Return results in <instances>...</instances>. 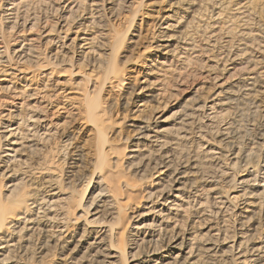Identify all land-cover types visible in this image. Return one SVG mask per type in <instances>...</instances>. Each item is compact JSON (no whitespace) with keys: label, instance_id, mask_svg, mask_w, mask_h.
I'll return each mask as SVG.
<instances>
[{"label":"rangeland","instance_id":"rangeland-1","mask_svg":"<svg viewBox=\"0 0 264 264\" xmlns=\"http://www.w3.org/2000/svg\"><path fill=\"white\" fill-rule=\"evenodd\" d=\"M168 25L172 27L163 29ZM122 33L126 34L114 65L124 77L123 85L103 86L104 114L91 123L85 114L86 100L103 82L109 49ZM173 34L179 39L165 40ZM256 69L264 71V0H0V138L7 126L19 127L22 137L36 131L34 140L31 136L32 141L24 140L28 170L49 169L54 177L60 176L58 188L69 197L66 206L76 207L90 177L98 148L96 122L106 133L104 174L122 175L135 186L138 197L143 195L140 200L145 204L147 191L160 195L152 184L153 163L160 160L155 155L147 166L126 169L127 159L122 156L145 130L134 131L146 121L150 129L158 125L174 129L180 118L194 114L189 138L167 149L173 162L170 169H178L186 153L196 151L203 162L198 175L191 178L199 189L196 200H205L204 208L215 212V207L222 206L210 204L211 193L220 189V196L232 204L221 215H212L211 230L222 227L227 239L223 241L221 235L223 243L235 239L242 231L238 223L242 214L236 215L237 210L247 200L238 192L241 177L248 174L254 180L252 187H264L260 181L264 88L256 89L248 80ZM261 83L264 87V75ZM195 106L201 109L194 111ZM5 149L0 139V159L8 158ZM207 149L216 151L215 159L209 160ZM117 160L122 161L115 168ZM39 181L30 178L28 184ZM93 187L92 182L85 195ZM150 201L154 206L159 202ZM133 208L142 210L140 205ZM81 210L76 208L70 219L81 215ZM90 214L67 223L68 231ZM202 214L188 211L185 225L189 220L202 221ZM34 228L24 247L6 260L0 257V264H78L62 239L46 244L41 228ZM262 229L261 220L253 243L245 247L261 242Z\"/></svg>","mask_w":264,"mask_h":264},{"label":"bare ground","instance_id":"bare-ground-1","mask_svg":"<svg viewBox=\"0 0 264 264\" xmlns=\"http://www.w3.org/2000/svg\"><path fill=\"white\" fill-rule=\"evenodd\" d=\"M195 5H200V2ZM133 17L129 21V26L134 21ZM170 27L172 26L168 25L163 29ZM125 34L116 35L117 38H114L104 68L103 82L86 100L85 114L91 123H94L95 118L98 119L101 113V115L104 114L101 110L102 100L100 97L103 86L107 83H115L116 87L123 85L124 77L119 74L120 71L115 67L114 58L117 49L122 45ZM166 37L165 40L179 39L175 34ZM155 47L159 46L156 45ZM171 53V51H166L168 55ZM263 75V70L251 73L248 78L249 85L264 88L261 87ZM142 106V104L139 105V107ZM199 109L201 107H196L194 111H199ZM192 115L187 114L180 118L177 122V128L175 126L174 129L161 125L150 129L147 121L141 122L144 125L137 126L134 132L143 129L145 131L139 133L138 141L129 147L127 154L122 156V160L127 159L125 162L127 164L126 169L135 165L147 166L154 160L155 155L159 158L160 162L153 163L155 180L152 184L156 189L155 192L160 195L155 196V193L147 191L146 198L144 197L149 201L151 198L156 200L155 203L159 201L155 206L152 204L153 201L141 203L140 199L143 195L138 197L133 190L135 186L130 184L122 175L104 174L103 169L108 161V151L104 149L107 143L106 133L100 128L98 122L93 127L98 143L96 157L90 177L76 199L75 208L66 206L69 197L62 194L58 188L61 181L60 176L54 177L49 173V169L34 168L35 173L28 170V160L23 154L24 140L25 142L34 140L36 131L27 133L25 137H22L19 127L8 129L10 126H7L5 134L0 138L5 141L4 153L8 152L7 159H0V257L6 260V256L11 252L22 249L24 244L29 241L34 227L39 226L45 234L44 243L55 242L54 244H57L62 239L63 245H68V251L72 254L71 259L78 264H118L120 259L123 260V264H264V235L258 244H250V247H245L252 241L260 221H264V187H252L251 182L254 180L249 179L248 174L242 176L240 182L238 181L240 197L247 199L243 209L237 210L239 213L236 214H242L238 220L242 231L236 235L237 239L223 243L220 239L222 235L220 228L222 227L219 226L212 231L210 221L212 215H221L227 211L232 201L220 196L221 194L218 193L220 189L217 192L211 191L213 202L210 204L222 206L215 207V212L211 213L204 208L205 200H196L199 189L194 188L192 181L195 179L192 180L191 178L193 175H198L201 170V163H203L196 151L186 153L187 150L183 149L187 158L180 163L178 169H170L173 162L171 163L172 156L169 155L170 151L167 149H172L173 145L175 146L189 138L188 126L192 121ZM28 136H31L32 140H29ZM37 137L40 138L38 135ZM38 145L41 144H35V147ZM27 147L32 146L28 145ZM147 148H151V150L146 151ZM34 150L36 151V148ZM207 150L204 153L209 160L215 159L217 153L214 152L216 151ZM122 160L115 162V168L120 167L119 163ZM261 174L260 181L264 184V170ZM34 175L37 176L34 177ZM30 178L39 179L40 184L31 182L28 184ZM151 180L153 179L151 178ZM92 182L94 183L92 192L90 191L89 194L85 195ZM252 184L254 185V183ZM214 187L217 188L216 185ZM248 188H252V190L247 191ZM133 201L134 203H132ZM148 204L151 205L148 206ZM138 205L142 207V210H134V212L133 207ZM80 206L82 208L81 215L78 217L75 215L76 219L85 217L87 212L92 211V214L86 218L87 220L84 218L82 222H79V227L68 231L67 223L72 220L76 221L70 217L73 211ZM190 210H198L205 217L199 222L189 220V224L185 225L187 222L185 216ZM128 211L130 214L127 213ZM218 224L220 223H214V226H218ZM223 237L224 235H222L223 241L227 240ZM224 244L225 246H223ZM14 264L21 263L15 262Z\"/></svg>","mask_w":264,"mask_h":264}]
</instances>
